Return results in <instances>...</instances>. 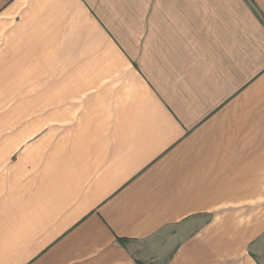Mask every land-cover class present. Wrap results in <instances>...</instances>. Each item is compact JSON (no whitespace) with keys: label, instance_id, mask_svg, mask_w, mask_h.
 <instances>
[{"label":"crops","instance_id":"crops-1","mask_svg":"<svg viewBox=\"0 0 264 264\" xmlns=\"http://www.w3.org/2000/svg\"><path fill=\"white\" fill-rule=\"evenodd\" d=\"M0 264H264V0H0Z\"/></svg>","mask_w":264,"mask_h":264}]
</instances>
